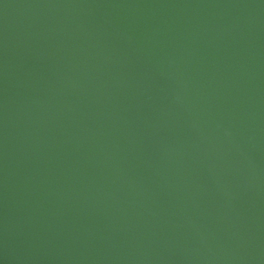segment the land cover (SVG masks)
Masks as SVG:
<instances>
[{"label": "water", "instance_id": "water-1", "mask_svg": "<svg viewBox=\"0 0 264 264\" xmlns=\"http://www.w3.org/2000/svg\"><path fill=\"white\" fill-rule=\"evenodd\" d=\"M0 264H264V0H0Z\"/></svg>", "mask_w": 264, "mask_h": 264}]
</instances>
